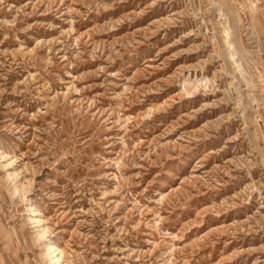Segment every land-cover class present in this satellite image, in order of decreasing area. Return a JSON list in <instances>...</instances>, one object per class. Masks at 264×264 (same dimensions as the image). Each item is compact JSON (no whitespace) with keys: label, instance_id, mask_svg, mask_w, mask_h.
<instances>
[{"label":"rangeland","instance_id":"rangeland-1","mask_svg":"<svg viewBox=\"0 0 264 264\" xmlns=\"http://www.w3.org/2000/svg\"><path fill=\"white\" fill-rule=\"evenodd\" d=\"M56 263L264 264V0H0V264Z\"/></svg>","mask_w":264,"mask_h":264},{"label":"bare ground","instance_id":"bare-ground-1","mask_svg":"<svg viewBox=\"0 0 264 264\" xmlns=\"http://www.w3.org/2000/svg\"><path fill=\"white\" fill-rule=\"evenodd\" d=\"M185 159V158H184ZM40 218V217H39ZM33 222V221H32ZM39 222V221H38ZM39 225V224H38ZM23 243V242H22ZM49 248L52 250V252H56V254H55V260L57 261V260H59L60 259V257H61V255H60V253L59 252H57V249L56 248H54V246L53 245H50L49 246ZM61 250V249H60ZM57 264V263H56Z\"/></svg>","mask_w":264,"mask_h":264}]
</instances>
